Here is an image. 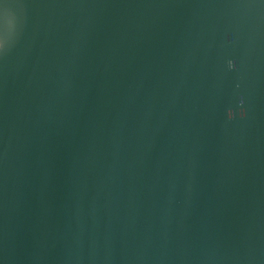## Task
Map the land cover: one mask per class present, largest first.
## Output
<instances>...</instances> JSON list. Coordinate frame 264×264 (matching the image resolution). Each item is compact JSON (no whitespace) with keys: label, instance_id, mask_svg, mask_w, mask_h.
<instances>
[{"label":"water","instance_id":"obj_1","mask_svg":"<svg viewBox=\"0 0 264 264\" xmlns=\"http://www.w3.org/2000/svg\"><path fill=\"white\" fill-rule=\"evenodd\" d=\"M0 264H264V0H0Z\"/></svg>","mask_w":264,"mask_h":264}]
</instances>
